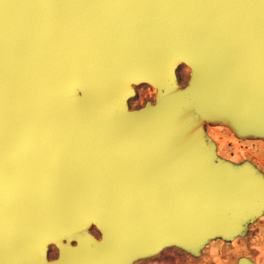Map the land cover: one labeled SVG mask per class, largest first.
<instances>
[{"label": "water", "instance_id": "95a60500", "mask_svg": "<svg viewBox=\"0 0 264 264\" xmlns=\"http://www.w3.org/2000/svg\"><path fill=\"white\" fill-rule=\"evenodd\" d=\"M199 117L264 138V0H0V264H56L93 227L133 262L245 234L264 175Z\"/></svg>", "mask_w": 264, "mask_h": 264}, {"label": "rangeland", "instance_id": "374dc122", "mask_svg": "<svg viewBox=\"0 0 264 264\" xmlns=\"http://www.w3.org/2000/svg\"><path fill=\"white\" fill-rule=\"evenodd\" d=\"M189 70H180L179 87L186 88ZM156 90L141 85L136 87V97L130 101L132 108L154 102ZM209 139L214 143L220 158L234 166L249 163L264 175V138L238 137L226 124L208 123L199 117ZM181 250V249H180ZM248 258L255 264H264V214L247 225L245 234L226 241L214 238L199 256L181 250V264H238Z\"/></svg>", "mask_w": 264, "mask_h": 264}, {"label": "flooded vegetation", "instance_id": "af4514ba", "mask_svg": "<svg viewBox=\"0 0 264 264\" xmlns=\"http://www.w3.org/2000/svg\"><path fill=\"white\" fill-rule=\"evenodd\" d=\"M180 70H189L188 79H190L191 69L182 65L177 72L179 82L181 80ZM113 232L115 235L112 234ZM90 233L97 243L50 244L48 247L49 261L56 264H181L179 248H166L154 256L133 262L131 237L126 235L123 241L118 230L102 231L96 227L90 229Z\"/></svg>", "mask_w": 264, "mask_h": 264}]
</instances>
